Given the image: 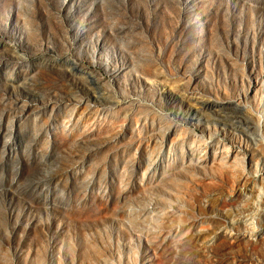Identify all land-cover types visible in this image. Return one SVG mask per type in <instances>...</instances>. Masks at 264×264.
Returning a JSON list of instances; mask_svg holds the SVG:
<instances>
[{
  "label": "rangeland",
  "instance_id": "374dc122",
  "mask_svg": "<svg viewBox=\"0 0 264 264\" xmlns=\"http://www.w3.org/2000/svg\"><path fill=\"white\" fill-rule=\"evenodd\" d=\"M0 264H264V0H0Z\"/></svg>",
  "mask_w": 264,
  "mask_h": 264
}]
</instances>
